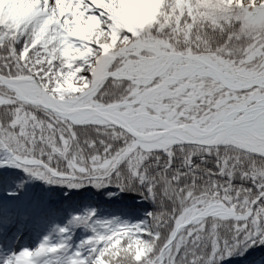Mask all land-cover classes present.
<instances>
[{
    "label": "snow or ice",
    "instance_id": "obj_1",
    "mask_svg": "<svg viewBox=\"0 0 264 264\" xmlns=\"http://www.w3.org/2000/svg\"><path fill=\"white\" fill-rule=\"evenodd\" d=\"M0 169L127 196L0 264H264V0H0Z\"/></svg>",
    "mask_w": 264,
    "mask_h": 264
},
{
    "label": "trees",
    "instance_id": "obj_2",
    "mask_svg": "<svg viewBox=\"0 0 264 264\" xmlns=\"http://www.w3.org/2000/svg\"><path fill=\"white\" fill-rule=\"evenodd\" d=\"M21 180L24 183L17 189L16 184ZM9 192L13 195L9 196ZM73 201H80L81 205L76 206ZM125 202L127 196L124 194H117L110 204H106L105 198L89 193L65 198L60 189L44 185L40 181L27 180L19 170L0 169V215L6 217L10 212L17 211L28 214L27 219H21L18 225L24 232L17 241L20 244L31 246L54 225L63 224L70 211H81L84 205L105 204V207L97 209V215L104 216L119 213ZM16 235L20 236V231ZM80 235V229H76L73 239H79Z\"/></svg>",
    "mask_w": 264,
    "mask_h": 264
}]
</instances>
